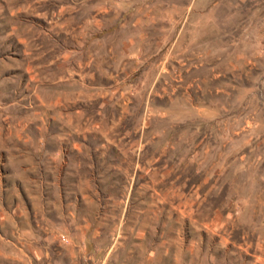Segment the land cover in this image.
<instances>
[{"label": "rangeland", "instance_id": "rangeland-1", "mask_svg": "<svg viewBox=\"0 0 264 264\" xmlns=\"http://www.w3.org/2000/svg\"><path fill=\"white\" fill-rule=\"evenodd\" d=\"M0 264H264V0H0Z\"/></svg>", "mask_w": 264, "mask_h": 264}]
</instances>
